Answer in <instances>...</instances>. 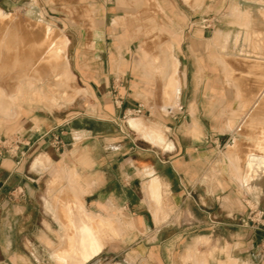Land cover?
Returning a JSON list of instances; mask_svg holds the SVG:
<instances>
[{
	"label": "crops",
	"instance_id": "obj_1",
	"mask_svg": "<svg viewBox=\"0 0 264 264\" xmlns=\"http://www.w3.org/2000/svg\"><path fill=\"white\" fill-rule=\"evenodd\" d=\"M194 3L193 9L188 10L199 18V23H192L194 17L187 18L182 13V42L172 38L161 42L172 43L178 62L179 84L172 105H165L163 100H142L138 76L142 71L146 74L143 68L149 66L145 64L147 52L139 42L116 36L112 37L110 47L107 32L93 38L92 45L99 49L94 50L96 60L102 61L97 68H84L76 57L79 49L74 51L77 75L95 84L92 91L95 98H100L99 109L103 113L69 120L55 119L51 113L28 118L20 135L13 139L18 145L10 142L0 150V154H5L0 157V196L7 198V206L11 202L20 206L23 213L37 201L42 203L44 162L66 174L75 170L81 177L82 188H89L83 197L85 211L101 216L109 209L120 210L135 234L152 238L150 251H179L173 248V242L176 236V240L182 237L183 264H195L194 244L187 243L205 238L211 249L204 251L217 254L218 262L227 253V261L232 264H264V155L253 147L264 135L260 131L258 135L256 128L257 122H264V101L253 104L251 100L261 91L259 85L252 83L239 89L231 86L224 69L234 61L229 53L238 50L240 43L250 63L264 61V5L249 1L243 10L234 7L247 19L239 26L238 20L231 24L227 11L220 13L212 5L213 9L202 14L201 3ZM112 12L104 9L105 28V19ZM120 18L112 19L110 27L114 32ZM66 39L68 46L82 44L76 34H69ZM157 55L163 59L160 52ZM126 65L129 68L125 70ZM127 73L132 78L128 83ZM79 90L83 99L86 91ZM237 91L243 92L244 102L251 105L248 122L256 128L239 137L231 129V123L238 124L237 119L232 121L231 113L241 108L243 102L236 100ZM138 108L139 119L163 129L170 149L139 140L128 132L133 133L128 125L127 131V111ZM169 108L170 116L150 112ZM233 156L238 158L239 165L232 164ZM152 180L158 183L159 213L153 210ZM190 251L196 258L184 262Z\"/></svg>",
	"mask_w": 264,
	"mask_h": 264
},
{
	"label": "rangeland",
	"instance_id": "obj_2",
	"mask_svg": "<svg viewBox=\"0 0 264 264\" xmlns=\"http://www.w3.org/2000/svg\"><path fill=\"white\" fill-rule=\"evenodd\" d=\"M194 1L195 0H0V9L8 16L2 22V25L7 27L10 36L13 34V38H11V40L14 39L13 42L18 39L20 40V44L21 41L24 44L33 41V34L38 33L37 31H39L41 26H48L53 32V35L58 33L57 36L60 34V36L63 35L68 37L69 34H76L77 38L82 42V44L67 45L66 47L67 68L71 78L67 87L63 88L64 93H62V95H64L63 97H66V99L63 100V97L60 95L57 99V106L55 107L38 98L34 91H30V86H33L34 89L39 90V92L44 95H55L54 97H56L59 94L58 90L55 86H49V83H51L50 80L53 82L51 76L46 75V77L45 74H42L44 78L46 77L44 81V78L41 76L44 82H32L28 78L33 75L29 70H5L0 74V94L1 98L7 103L4 108H0V150L3 145H8L10 142L12 145L14 144L13 139L20 135L24 123L30 117L45 116V114L51 113L55 119L69 120L73 118L79 119L83 116L97 117L100 113H103V110L99 109L98 101H100V98H95L92 91L95 88V84L93 85V83L77 75V60H74L76 57H79L78 63L82 64L86 69L89 67H101L102 61L96 60L97 56L94 54V50L99 49L94 47L91 41L103 32H107L109 34L108 36H110V47L112 45V37L116 36H122L127 42L140 43V47L147 52L148 58L145 64L149 66L147 69L143 68L146 74L144 73L143 75L142 71L138 76L137 83L143 90L142 100L144 102L153 103L163 100L161 85L159 83L161 73L151 68L152 61L149 60H153L154 56L159 58L157 55L159 54V47L162 45L164 46L161 42L167 38L177 39L182 42V36L184 35V33L182 34V13L187 18H189L190 15L194 17L188 10V7L193 9L192 4H195ZM243 1L244 0H202L201 2H197L196 0L198 4L201 3L200 5L203 8L202 14H207L211 8L213 9L212 5H214L218 7V12L223 13L227 11L230 14L231 24H234V22L238 20L239 26H243L242 24H244L247 19L243 18L241 14L239 17H235L236 15L233 12L234 7L243 10L248 6V3L245 2L249 1H256L264 5V0ZM104 9L106 11H114L105 19L106 28L104 27ZM174 9H177V12H174ZM166 10H168V12ZM115 16H121V20L114 32L110 26ZM19 22H21V24ZM191 22L199 23V18L195 16ZM12 24H14V27ZM71 27L77 29H70ZM177 30L178 32H176ZM55 31L57 33H54ZM13 42L11 41V47L13 49L10 50L11 53L14 51L12 56L16 51L14 50L15 45ZM80 45L82 46V50L79 47ZM255 45V49L258 50V39H256ZM76 49H79V54L77 53L78 56L75 57L74 51ZM9 53L10 52H8V54ZM246 53L242 43L238 46V50L234 53H229V55H231V60L234 61L229 62V65L224 68L226 79L229 85L238 88H244V86H248L252 83L256 84L258 82L257 84L261 85L260 89L264 90V61L260 62L257 60L254 63H250L244 56ZM107 67L108 63L107 60H105L104 68ZM128 68L129 66L126 65L125 70ZM258 69L260 70L258 71ZM229 70L231 73H229ZM235 70L237 76H234ZM26 73H29V75H25ZM34 76L37 77L36 74ZM92 79L96 80L93 77ZM129 79L132 78H130L127 73L125 76L127 83ZM75 88L86 91V96H84L83 99H81V96L69 102V98L74 94ZM235 95L237 101L239 100L242 102L243 100L242 107L231 113L232 121L238 120L236 126L231 123V129H233L239 137L244 131L254 130V126L250 125L248 122L249 119L247 115L252 109H249L251 106L250 104L244 102L245 94L237 91ZM255 95L256 97L253 96L251 99L254 101L253 103L262 98L264 101V92L262 90ZM150 112L162 113L165 116H170V114H165V111L163 112L162 109H150ZM130 118L139 119L140 117L126 115L124 121L127 122ZM144 119L147 120L146 117H144ZM261 125L264 126V123ZM263 126H261V128L257 126L259 131L263 132ZM125 127L128 131L127 123H125ZM128 132L141 140L136 133ZM13 146H15V144ZM225 148H227V146H225ZM4 155L5 154L2 153L0 157H5ZM41 165L46 172L43 180L44 185L41 187V192H44L42 203L37 201L36 204L30 205L26 211L20 213V206L12 205L13 203L11 204V202L7 206V198L0 196V264H55L51 259L49 250H51V248H58L60 245L59 236L64 232L61 226L63 222H66V219H64L65 216L64 213L61 212L60 206L56 203L57 200H54L55 198L58 199V197L62 200L66 199V197L67 199L71 198L70 192L68 191L70 197L68 193H66V191L69 190V186H73L75 191L80 193L82 203L84 195L89 192V188H82L80 175L69 179L64 177V175L67 176L64 170H58L56 167H48L44 162H41ZM58 173L59 177H57ZM62 190H66L65 193H62ZM10 198L13 199V197ZM88 213L96 216L99 215L98 213L90 211ZM101 216L104 218L112 216L116 220L115 223H112V226L115 229L117 228V236L112 237V235H107L104 239L103 250L96 258L86 264H183L182 237L180 240H176V236L173 242V248L179 251L170 252L168 254L161 253L160 251H150L149 246L152 238H145L135 234L133 228L130 226V221L120 210L109 209ZM180 242L181 245H178ZM190 244H194L193 247H195L197 257L195 264H201V261H204V264H231L230 261H227V253L221 255V260L218 262L216 261L217 254L211 251H204L210 244L208 239L202 238V241L199 242L194 240L189 241L187 245ZM208 248L211 249V247Z\"/></svg>",
	"mask_w": 264,
	"mask_h": 264
},
{
	"label": "bare ground",
	"instance_id": "obj_3",
	"mask_svg": "<svg viewBox=\"0 0 264 264\" xmlns=\"http://www.w3.org/2000/svg\"><path fill=\"white\" fill-rule=\"evenodd\" d=\"M201 1L202 0H197V2H201ZM233 12L236 15L235 17L237 16L239 17L241 14L235 8H233ZM7 17L8 16L0 9V74L4 72L5 70H18V69L19 70L21 69V71L29 70V72L31 71L32 72L31 74H33L28 77L32 82L43 81L44 75L42 74H45V76L46 75L51 76V78H53V82L50 80L51 83H49L50 84L49 86H53V87L55 86V88L58 90L59 94L56 97H54L55 95L54 96L44 95L40 93L39 90L34 89L33 86H30V91H34L35 95L38 96V98H40L41 100H44L49 105L54 106V107L57 106V99L59 98L60 95L61 97L64 96L62 95V93H64L63 88L67 87V84L68 82H70L69 80L71 78L68 72V68H67V57H66L67 39L66 37L63 35L60 36V34L59 36H57L58 33L56 31L54 33H57V34L53 35V32L48 26H43V27L41 26L39 29L37 25L39 31H37L38 33L34 32L36 34H33V41H30L29 43H25V44L21 41V44H22L21 45L19 39L15 42H13L14 39L11 40V38H13L12 37L13 34H11L10 36V33L8 32L7 27L2 25V22ZM15 22H18V21H15ZM19 23L21 24V22ZM13 25L14 24H12V26ZM176 32H178V30ZM8 36L10 37V39ZM11 41L15 45L14 50H16L13 56H12V53L14 51H12V53L10 51L13 49L11 47L12 45ZM162 46L159 47V50H160L159 52L162 55L163 59L159 60L158 57H154L151 62V68L154 69L155 71H159L162 73V79L164 82L163 93H162L163 101L165 102V105L167 104L172 105L173 101L177 97L178 84H179L178 79H177L178 62L173 54L172 43H168L167 45H164L163 47ZM8 52L10 53L8 54ZM259 70L260 69H258V71ZM229 73H231L230 70H229ZM35 74L37 75V77L34 76ZM25 75L28 76L29 73H26ZM46 77L44 78V81ZM257 83L255 85H258ZM259 86L261 85L259 84ZM74 91H75L74 94L71 96V98H69V102H71L75 98H79L83 96V92H81L79 89L75 88ZM243 98H244V95H243ZM65 99L66 97H63V100ZM6 104H7L6 101L1 98V94H0V108H4ZM258 108H261V107H258ZM164 111L166 114H169L171 113L172 109L169 108V109H165ZM260 122L262 121L257 122V124L258 123L260 124ZM259 124L257 126L258 127L260 126L261 128V126L263 125L261 124L259 125ZM127 125L144 142L152 146L163 148V149L171 148L170 143H168L166 140V136H165L166 133H164L163 129L157 124L147 123L143 119L130 118L127 120ZM262 129H264V126ZM258 131L259 129L257 130V134L259 135L260 133ZM260 132L262 135L264 133V130L263 132L262 131ZM233 143L234 142H232V144ZM253 147H254L255 152H258L264 155V135H263V139H261V141L258 142ZM231 152H233V150ZM230 159H231L232 164L236 165L238 162V165H239V161L237 157L233 156ZM263 165H264V159H263ZM76 176L78 175L75 172V170L69 171L67 173V176L64 175V177L69 178V179H72ZM57 177H59V173ZM150 186H151V191H152L153 200H154L153 210L159 213V208L161 204H160V195L158 191L159 190L158 183L156 182V180H152ZM68 189L69 190L67 191L65 190V191L66 193H68V195L70 192L71 198L67 199L66 197V199L62 200V199H59L58 197V199L56 198L55 200L53 199L54 201L57 200L56 203H58V206H60V209L62 210L61 212L64 213V216H65L64 219H66V222L65 223L63 222L61 226L64 232L59 236L60 245L58 246V248H55V249L51 248L49 252H50L51 259L53 260L55 264H86L92 261L94 258H96L100 254V252L103 250L104 239L107 235H112V237L117 236V231H116L117 228L115 229L112 226V223H115L116 220L112 216H108L104 218L102 216H96V215L87 213L84 209L80 193L76 192L73 186L72 187L69 186ZM65 191L62 190V193H65ZM62 221H63V217H62ZM195 258H196L195 253L193 251H190L185 256L184 262L194 260Z\"/></svg>",
	"mask_w": 264,
	"mask_h": 264
},
{
	"label": "built area",
	"instance_id": "obj_4",
	"mask_svg": "<svg viewBox=\"0 0 264 264\" xmlns=\"http://www.w3.org/2000/svg\"><path fill=\"white\" fill-rule=\"evenodd\" d=\"M141 114V109L138 108V109H135V110H130V111H127V115L129 116H134V117H137ZM15 145H18L17 142H15Z\"/></svg>",
	"mask_w": 264,
	"mask_h": 264
}]
</instances>
